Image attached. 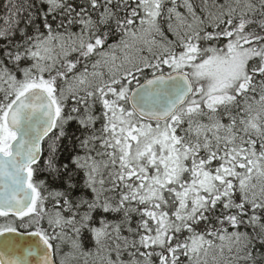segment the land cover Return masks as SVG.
<instances>
[{"label": "snow or ice", "instance_id": "snow-or-ice-1", "mask_svg": "<svg viewBox=\"0 0 264 264\" xmlns=\"http://www.w3.org/2000/svg\"><path fill=\"white\" fill-rule=\"evenodd\" d=\"M0 11V264H264V0Z\"/></svg>", "mask_w": 264, "mask_h": 264}, {"label": "trees", "instance_id": "trees-1", "mask_svg": "<svg viewBox=\"0 0 264 264\" xmlns=\"http://www.w3.org/2000/svg\"><path fill=\"white\" fill-rule=\"evenodd\" d=\"M2 2H3V0L0 1V3H2ZM0 14H2V11H0Z\"/></svg>", "mask_w": 264, "mask_h": 264}, {"label": "flooded vegetation", "instance_id": "flooded-vegetation-1", "mask_svg": "<svg viewBox=\"0 0 264 264\" xmlns=\"http://www.w3.org/2000/svg\"><path fill=\"white\" fill-rule=\"evenodd\" d=\"M45 147H46V145H45Z\"/></svg>", "mask_w": 264, "mask_h": 264}, {"label": "water", "instance_id": "water-1", "mask_svg": "<svg viewBox=\"0 0 264 264\" xmlns=\"http://www.w3.org/2000/svg\"><path fill=\"white\" fill-rule=\"evenodd\" d=\"M1 1V0H0Z\"/></svg>", "mask_w": 264, "mask_h": 264}]
</instances>
